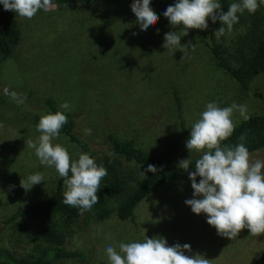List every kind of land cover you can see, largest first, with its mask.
<instances>
[{
  "label": "rangeland",
  "instance_id": "obj_1",
  "mask_svg": "<svg viewBox=\"0 0 264 264\" xmlns=\"http://www.w3.org/2000/svg\"><path fill=\"white\" fill-rule=\"evenodd\" d=\"M88 9L92 8L51 5L50 11L40 10L32 19L20 17L23 44L0 64L1 92L7 88L8 94H3L18 103L22 99L18 98L22 96L20 92L33 91L36 102L24 105V109L41 115L49 112L43 103L45 98H54L59 105L67 102L76 116V132L86 136L93 147H105L106 135L112 133L120 138L135 137L140 146L168 158L172 157L171 150L184 140L174 92L180 99L188 136L191 117L200 118L209 102L226 107L228 95L238 93L233 87L227 90V85L239 83L214 64L200 39L188 34L181 37V44L191 41L194 48L186 52L168 50L163 47L165 33L181 30L160 18L147 31L141 30L130 2ZM257 12L264 15V4ZM239 14L243 18L247 10ZM221 26L222 23L218 29ZM248 26L247 23L234 24L219 40L236 51L240 36L245 35ZM208 28L194 30L206 40ZM260 37L264 39V33ZM64 52L66 54L61 56ZM233 66L238 64L233 61ZM247 88L244 90L248 102L239 103L247 106L246 115L264 114V73L249 79ZM240 117L235 125L244 118ZM86 129L91 130L90 135L85 134ZM40 135L30 119H19L11 110L0 108V215L36 203L53 192L59 178L56 169L42 165L34 149L28 147V142H37ZM53 143L66 146L72 160L80 153L65 136L59 135ZM250 154L253 160L264 161V147ZM200 155L187 150L185 159ZM36 173H42L44 181L25 190L21 179ZM166 186L171 188L172 183ZM161 196V191L152 193L136 206V225L118 219L113 211L104 220L86 214L88 225L80 229L78 222L73 224L71 234L66 237L67 249L83 250L86 264H109L108 245L119 251L120 243L163 237L169 246L188 243L192 248H200L185 254L200 253L211 259L212 264H253L260 255L264 234L253 236L247 228L234 239L219 235L213 226L211 230H183L177 235L175 230L164 232L161 225L158 228L157 219L163 217V213L158 215L157 211ZM56 222L61 228L60 220ZM37 231L38 218L0 227V245L25 256L31 251L30 237ZM77 263L68 258L55 264Z\"/></svg>",
  "mask_w": 264,
  "mask_h": 264
},
{
  "label": "clouds",
  "instance_id": "obj_2",
  "mask_svg": "<svg viewBox=\"0 0 264 264\" xmlns=\"http://www.w3.org/2000/svg\"><path fill=\"white\" fill-rule=\"evenodd\" d=\"M0 3L4 10L32 19L40 10L50 11L52 0H0ZM150 4L151 0H133L131 4L143 31L159 20ZM261 4L264 0H240L232 3L225 12L219 0H177L167 7L163 15L173 27L182 26V30L165 33L163 47L182 52L194 48L191 41L181 44V37L187 36L189 29H207L208 18L213 23L221 21L222 26L213 33L219 39L238 22V13L247 10L254 14ZM8 91L4 89L5 94ZM12 96L15 98L16 93L13 92ZM61 108L70 110V105L64 102ZM237 111L244 119L248 118L246 105L233 102L230 106L220 107L209 102L200 118L193 123L190 138L186 141L190 153L195 151L201 155L195 161V171L189 172L194 191L193 198L185 200V203L195 214H206L207 223L215 227L219 235L232 239L245 228L253 236L264 234V161L253 160L242 142L235 145L223 143L235 130L233 116ZM67 119L64 111L42 115L37 125L41 135L37 142L29 141L28 147L34 149L42 165L56 169L66 186L64 203L81 209L83 214L99 202L100 184L108 173L106 167L97 164L88 153H81L77 160H72L66 146L53 143ZM85 134L90 135L91 130L86 129ZM239 140H244L243 135ZM190 163V158L182 159L179 167L187 171ZM148 170L157 171L154 165H148ZM197 176L201 178L199 182ZM41 181H44L43 174L36 173L21 179L20 184L29 190ZM186 251L191 252L190 244L169 246L163 237L120 243L119 251L113 245L106 247L109 264H212L205 255H186Z\"/></svg>",
  "mask_w": 264,
  "mask_h": 264
},
{
  "label": "trees",
  "instance_id": "obj_3",
  "mask_svg": "<svg viewBox=\"0 0 264 264\" xmlns=\"http://www.w3.org/2000/svg\"><path fill=\"white\" fill-rule=\"evenodd\" d=\"M124 2L132 4L133 0H52V6L69 8L81 5L95 9L98 6L107 4L115 6ZM176 2L177 0H151L150 6L160 19L169 23L163 12L169 5H174ZM219 2L222 10L226 12L232 3H238L240 0H219ZM257 11L254 14L247 11L243 18L239 13L237 14L239 18L241 17V23L237 22L235 25L247 23L249 30L247 29L245 35L240 36V46L236 51L230 50V47L213 35L221 25L219 20L213 23L210 18L206 40H202L194 29L188 30L190 36L203 41L214 64L235 79L245 90L248 89L249 79L257 73H264V39L260 37V34L264 33V28L261 29L264 15H260ZM176 28L182 30V26ZM23 40L24 30L20 24V16L13 11L4 10L3 4L0 3V64L11 57L16 48L23 44ZM65 54L64 52L61 56ZM233 61L238 66H233ZM3 93L0 90V108L9 109L19 119H30L36 126L38 125L42 115L37 111L24 109V105L36 102L33 91L27 90L26 94L20 92L22 96L17 97L22 99L18 103ZM173 94L176 115L182 123L180 99L176 92ZM43 103L49 112H65L68 118L67 123L60 130L59 135L65 136L79 148L80 153L74 160H77L81 153H88L97 164H103L106 167L108 174L100 184L99 202L90 210L83 211V214H81V209L64 203L65 186L59 177L55 182L53 192L47 198L16 209L9 214L0 215V227H9L16 221L38 218V231L30 237L31 251L21 256L8 247L0 245V264H55L68 258L77 260V264H86L84 263L86 254L83 250L73 251L66 247V237L71 234L74 223L78 222L80 229L82 226L85 228L88 225L86 214L92 218L104 220L113 211L118 219L128 220L136 225L135 208L144 198L155 193L169 181H191L189 172L195 171V161L200 156L190 158L191 163L186 171L172 159L160 157L140 146L135 137L120 138L109 133L106 135L105 147H93L86 136L76 132L77 120L72 111L62 109L61 105L51 97L45 98ZM247 117V119L242 118L235 125L233 134L223 143L235 145L242 142L251 153L264 147V114H251ZM182 131L184 132V128ZM242 135L243 141L239 140ZM148 165H154L157 171H149ZM200 179L197 176V181ZM111 203L114 205H110ZM56 219L60 220L61 228ZM253 264H264V245Z\"/></svg>",
  "mask_w": 264,
  "mask_h": 264
},
{
  "label": "crops",
  "instance_id": "obj_4",
  "mask_svg": "<svg viewBox=\"0 0 264 264\" xmlns=\"http://www.w3.org/2000/svg\"><path fill=\"white\" fill-rule=\"evenodd\" d=\"M230 75H228L229 77ZM231 77V76H230ZM229 79V78H228ZM227 90L232 89V87L238 91V93L234 92L228 95V105L230 106L233 102L239 104L241 102L247 103L249 98L247 99L248 95L245 93V90L239 85L235 84L234 86L227 85ZM199 117V116H197ZM240 113L237 111L234 113L233 120L234 122L240 119ZM199 119V118H198ZM197 118L191 117L192 125L194 122L198 120ZM179 126L184 128V132L181 131L180 134L184 136V140L181 139L178 143V147L180 150L177 151L176 149H172V157L168 159L172 160H182L185 157L187 152L186 141L190 138V136L186 133V120L184 116H182V123L178 117ZM183 132V133H182ZM199 182V181H197ZM172 183V187L169 188L166 185ZM161 196V204L157 205L158 215L160 212L163 213V217L160 220L159 216L158 219V228L160 229V225L164 232H170L168 230H175V235L178 233L183 232V230H211V225L207 223V215L204 213L195 214L189 205L185 203V200L193 198V188L191 187V181H169L164 186H162L159 190H157V194ZM161 206V207H160ZM166 230V231H165ZM212 230H214L212 228ZM191 249H200V248H192Z\"/></svg>",
  "mask_w": 264,
  "mask_h": 264
}]
</instances>
